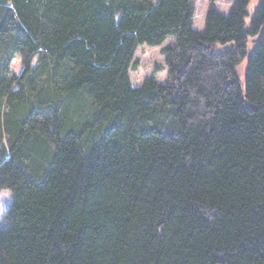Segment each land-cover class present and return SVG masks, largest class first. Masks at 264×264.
I'll list each match as a JSON object with an SVG mask.
<instances>
[{
	"label": "trees",
	"instance_id": "obj_1",
	"mask_svg": "<svg viewBox=\"0 0 264 264\" xmlns=\"http://www.w3.org/2000/svg\"><path fill=\"white\" fill-rule=\"evenodd\" d=\"M193 17L0 0V264H264V0ZM167 37L166 79L133 87Z\"/></svg>",
	"mask_w": 264,
	"mask_h": 264
},
{
	"label": "rangeland",
	"instance_id": "obj_2",
	"mask_svg": "<svg viewBox=\"0 0 264 264\" xmlns=\"http://www.w3.org/2000/svg\"><path fill=\"white\" fill-rule=\"evenodd\" d=\"M155 3L157 0H150ZM233 0H192L194 6L193 26L201 29L203 26L204 14L208 6L212 5L219 11L226 13L232 4ZM256 2V0H253ZM172 42V37H167L160 46L150 47L145 44L136 48L133 55V60L137 64L135 69L129 71L131 85L138 86L148 76L153 75L156 79L164 81L166 79V66L164 64V57L161 53V48ZM250 46V45H249ZM219 46L216 47L218 49ZM251 47H249V50ZM246 65V56L236 65V72L238 74L241 85H243V77ZM22 68L21 58L15 56L10 63V72L17 74ZM11 201V195L8 190L0 191V221L2 213L8 207Z\"/></svg>",
	"mask_w": 264,
	"mask_h": 264
},
{
	"label": "crops",
	"instance_id": "obj_3",
	"mask_svg": "<svg viewBox=\"0 0 264 264\" xmlns=\"http://www.w3.org/2000/svg\"><path fill=\"white\" fill-rule=\"evenodd\" d=\"M140 46V45H139ZM158 81H162V80H159V79H157Z\"/></svg>",
	"mask_w": 264,
	"mask_h": 264
}]
</instances>
